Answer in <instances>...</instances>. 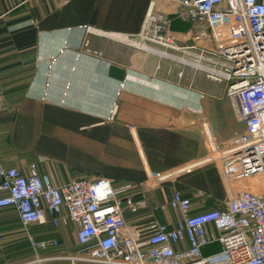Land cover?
I'll use <instances>...</instances> for the list:
<instances>
[{"label": "crops", "instance_id": "obj_1", "mask_svg": "<svg viewBox=\"0 0 264 264\" xmlns=\"http://www.w3.org/2000/svg\"><path fill=\"white\" fill-rule=\"evenodd\" d=\"M150 4L0 0V159L26 173L37 164L57 185L79 178L132 184L134 200L148 207L132 212L125 206L128 223L171 228L180 217L169 206L174 192L191 199L195 214L223 208L234 187L252 192L247 188L255 185L252 179L226 183L214 164L157 182L156 176L205 158L208 129L224 142L245 125L224 85L206 87L200 71L126 41L140 31ZM170 18L173 31H191L190 21ZM77 230L69 221L55 227L48 213L46 223L27 230L14 209H1L0 264H88L67 259L83 250ZM28 234L60 245L36 252ZM218 250L215 244L204 253Z\"/></svg>", "mask_w": 264, "mask_h": 264}, {"label": "built area", "instance_id": "obj_2", "mask_svg": "<svg viewBox=\"0 0 264 264\" xmlns=\"http://www.w3.org/2000/svg\"><path fill=\"white\" fill-rule=\"evenodd\" d=\"M173 14L190 21L191 31H173ZM126 41L224 84V97L245 125L243 132L224 142H218L208 129L205 158L156 176L157 182L209 164L233 183L264 175V0H161V6L151 0L140 31L126 35ZM183 75L182 70L179 76ZM134 187H116L104 178L57 185L37 164L26 173L6 168L0 159V210L14 209L27 230L46 223L47 213L55 227L61 222L76 223L83 250L67 258L72 262L264 264V192H240L228 198L223 208L194 214L191 199L176 191L169 206L180 217L173 227L157 221L133 227L124 207L132 212L148 207L146 201L134 200ZM28 237L36 252L60 245L55 239ZM215 244L220 250L204 253Z\"/></svg>", "mask_w": 264, "mask_h": 264}, {"label": "rangeland", "instance_id": "obj_3", "mask_svg": "<svg viewBox=\"0 0 264 264\" xmlns=\"http://www.w3.org/2000/svg\"><path fill=\"white\" fill-rule=\"evenodd\" d=\"M199 73H201V75H200V79L202 80V82L205 84V86L206 87H217L216 85H218V84H222V83H218V82H214V81H212V80H209L207 77H206V74L204 73V72H199ZM222 85H224V84H222ZM221 89V88H220ZM259 179H260V181H261V183H263L262 184V187L261 188H264V176H262V175H259ZM227 181L228 180H225V182L227 183ZM244 181V180H243ZM237 184H235L236 186L238 185L239 186V184L238 183H241V182H236ZM247 183H251V182H247ZM249 184H246L245 183V185L244 186H247V185H249ZM254 185H255V183H253ZM228 186H230V183H228ZM241 187L242 186H239L238 188L237 187H234L233 188V194L236 196L237 194H239L240 192H242V189H241ZM253 189H250L252 192L253 191H255L254 190V187H252ZM255 188H256V185H255ZM241 189V190H240ZM243 190H245V189H243ZM248 190V189H247ZM262 192H264V190L262 191ZM15 239H17L18 241H19V243H21V242H23V239H22V236H20V237H16ZM19 247V246H18ZM17 249V248H16ZM45 258H47V257H51V254H47L46 256H44ZM21 259V258H20ZM16 262H13L14 264H17V263H20V262H23V260L21 259V260H19V261H17V260H15ZM48 262V263H47ZM45 264H62V263H64V262H66V261H60V260H56V261H47ZM88 264H91V263H88Z\"/></svg>", "mask_w": 264, "mask_h": 264}, {"label": "bare ground", "instance_id": "obj_4", "mask_svg": "<svg viewBox=\"0 0 264 264\" xmlns=\"http://www.w3.org/2000/svg\"><path fill=\"white\" fill-rule=\"evenodd\" d=\"M160 1L161 0H158L159 6H161ZM262 176H264V175H262ZM249 179H252L253 183H255V185H256V188H254V190H255L254 192H262L264 190V188H261L263 183H261V181L259 179V175L256 177L249 178ZM247 189L250 190L251 188H247Z\"/></svg>", "mask_w": 264, "mask_h": 264}]
</instances>
